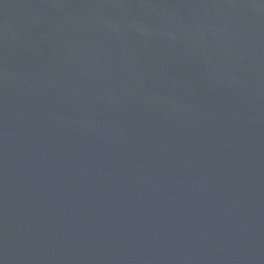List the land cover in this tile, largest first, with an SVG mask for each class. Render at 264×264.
Instances as JSON below:
<instances>
[{
    "label": "water",
    "instance_id": "1",
    "mask_svg": "<svg viewBox=\"0 0 264 264\" xmlns=\"http://www.w3.org/2000/svg\"><path fill=\"white\" fill-rule=\"evenodd\" d=\"M0 264H264V0H0Z\"/></svg>",
    "mask_w": 264,
    "mask_h": 264
}]
</instances>
